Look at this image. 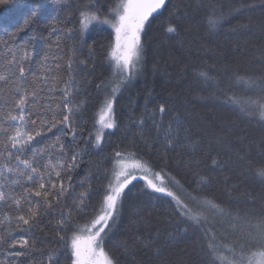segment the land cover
<instances>
[{
	"label": "trees",
	"instance_id": "1",
	"mask_svg": "<svg viewBox=\"0 0 264 264\" xmlns=\"http://www.w3.org/2000/svg\"><path fill=\"white\" fill-rule=\"evenodd\" d=\"M86 2L6 0L0 4V41L6 40L7 34L14 32L26 18L34 17V22L19 34L11 47L17 55L26 53L32 57V69L40 74L41 58L48 45L64 28L78 27V13ZM106 2L114 8L119 0ZM217 2L222 4L227 15L241 0ZM242 2L256 7L230 16L226 23L210 31L205 19L208 9L202 6L209 0H166L165 6L146 23L141 35L143 50L139 70L118 95V127L106 130L100 147L94 143L85 145L82 138L77 137L82 149L78 180L92 185L89 210L99 206L103 188L108 183L106 175L113 170L115 151L135 152V157L155 165L157 171L163 166L159 157L166 153L165 171L180 182L179 186L173 184L175 190L191 207L207 216L202 229L214 236L220 245L217 255L223 257V261L216 264H228L226 261L233 258L228 248L243 245L245 249L253 246L256 250L257 242L250 240L245 232L264 213V178L255 175L247 163L255 161L257 153L264 149V120L251 114L254 109L244 110L243 103L225 99V95L241 99L258 97L259 92L247 88L235 76L264 73L261 55L264 52V8L259 6L260 0ZM104 11L107 12V7ZM169 24L177 27V33L167 32ZM238 24L248 27L236 28ZM112 41L111 28L95 23L82 34L74 31L70 37L61 35L65 61L68 49L76 48L73 73L75 87L79 88L76 100L88 101L83 113L85 136L87 131H93V116L100 95L95 84L112 79L107 59ZM4 51V44L0 42V53ZM198 71L209 72L217 78L216 82H205ZM66 74V69L61 71V75ZM41 87V102H51L61 94L56 90L60 85L53 89L49 82ZM161 103L166 106L163 117L158 113L150 116ZM142 116L144 124L141 127L136 122ZM155 124L160 125L159 129ZM169 132L174 136L178 133L174 148L165 146ZM58 134L59 130L54 129L50 135ZM132 142H135L134 147ZM213 159L217 160L216 165L212 164ZM89 174L90 180L86 179ZM194 174L207 177V183L197 188L198 177ZM13 189L20 191L8 185L9 196ZM75 190L80 192L84 188L78 186ZM188 193L197 198H214L233 216L239 212L241 219L235 221L236 229L233 230L232 218L201 209ZM122 199L123 204L118 208L117 219L105 242L106 251L118 264H213L214 257L208 252L202 229L175 215L171 197L148 189L137 177L125 189ZM8 203H11L10 198ZM5 210L4 203L0 202V220ZM59 213L60 208L56 206L40 217V226L49 235L37 234L38 251L33 253L37 262L45 261L50 249L56 246L54 226L61 219ZM4 227L0 224V232ZM185 228L187 231H182ZM14 235L18 239L25 233ZM11 259L14 257L0 251V261L4 264ZM15 259L17 264H27L24 258ZM59 264H70L67 253L59 256Z\"/></svg>",
	"mask_w": 264,
	"mask_h": 264
},
{
	"label": "snow or ice",
	"instance_id": "2",
	"mask_svg": "<svg viewBox=\"0 0 264 264\" xmlns=\"http://www.w3.org/2000/svg\"><path fill=\"white\" fill-rule=\"evenodd\" d=\"M4 3L6 0H0V4ZM165 4L166 0H121L116 8H112L107 6L106 0H87L78 13V27L63 29L61 35L70 37L74 31L82 34L95 23L108 25L114 33L107 56L112 79L95 84L100 95L93 116V131H87L86 136V129L82 125L85 123L83 113L88 101L76 100L79 88L75 87L73 75L76 48L73 46L68 49L69 55L65 61L60 43L61 35H57L45 50L41 58V73L37 74L32 69V57L26 53L17 55L11 47L19 34L34 22V17L26 18L14 32L7 34L6 40L0 41L6 50L0 53V202L7 209L3 211V220H0V224L5 225L0 232V251L14 257L8 264H17L15 258H24L27 264H59V256L64 253H67L70 264H118L115 257L106 251L105 242L117 219L118 208L123 204L125 189L137 179L133 174L136 171L144 173L140 179L148 189L172 198L175 215L185 223L190 222L193 227L202 229L207 222L203 211L194 212L168 187L169 184L179 186L180 182L165 171L166 153L159 157L163 166L157 171L155 165L147 161L132 159L129 162L123 150L115 151L112 155L114 168L106 175L108 183L103 188L99 206H93L91 210L88 201L92 195V185L78 180V160L82 149L77 137H81L85 145L94 143L96 147H100L106 130L118 127V95L139 70L143 50L141 35L146 23ZM202 6L208 9L205 19L210 31L226 23L230 16L256 7L255 4L241 0L237 7L229 9L225 15L222 4L217 0H209V3ZM259 6L264 8V0H260ZM105 7L107 12L104 11ZM68 22L71 23L70 19ZM246 27L248 25H236V28ZM177 31L176 26L169 24L167 32ZM261 55L264 58V52ZM64 69L67 74L61 75ZM197 74L205 82L217 80L207 71H198ZM235 79L247 88L259 92V96L241 99L235 95H225V99L243 103L244 110L252 108L254 112L251 114L264 120V73L236 75ZM49 82L53 89L60 85L56 90L61 94L58 99L52 98L51 102H41V85ZM165 112L166 106L161 103L149 115L154 117L158 113L162 118ZM136 123L142 127L144 117ZM155 126L157 129L160 127L159 124ZM54 129L59 130L58 135H50ZM176 136L178 133L175 136L171 132L166 135V148H174ZM131 146L134 147L135 142ZM136 155L135 152H127V157L134 158ZM247 163L255 175L264 178V149L257 153L255 161L248 160ZM212 164L216 165L217 160L213 159ZM194 175L198 177L197 188L207 183V177ZM86 179L90 180L91 174ZM8 185H13L20 191L13 189L9 196L6 191ZM78 186L84 190L76 192ZM188 195L201 209L228 215L233 219V230L236 229L235 221L241 219L239 212L233 216L230 210H226L214 198H197L191 196V193ZM9 198L11 203H8ZM56 206L60 208L61 216L54 226L56 246L50 249L45 261L37 262L33 258V253L38 251L37 234L45 237L49 235L40 226V217L46 210ZM16 232L25 235L17 239L14 235ZM245 235L257 242L256 250L245 253L244 246L241 245V250L237 253L234 248H228L235 257L228 264H264V213L257 217L255 224L248 227ZM202 236L207 240L209 254L214 257L213 264L223 261V257L217 255L220 245L215 242L214 236L203 229ZM0 264L4 262L0 261Z\"/></svg>",
	"mask_w": 264,
	"mask_h": 264
},
{
	"label": "rangeland",
	"instance_id": "3",
	"mask_svg": "<svg viewBox=\"0 0 264 264\" xmlns=\"http://www.w3.org/2000/svg\"><path fill=\"white\" fill-rule=\"evenodd\" d=\"M121 3V0H119V2L117 3V5L114 7V8H116L119 4ZM109 18H111V17H109ZM108 26V25H107ZM109 27V26H108ZM87 31V30H86ZM113 40H114V33H113ZM125 158L126 159H128L129 160V162H131V160L132 159H138L137 157H134V158H132V157H127V153H125ZM138 160H140V159H138ZM113 168H114V165H113ZM118 170V169H117ZM136 177H142L143 175H144V173L143 172H140V171H136L135 173H133ZM168 187L170 188V190H172L173 192H175L178 196H179V193L175 190V188H174V186H173V184H169L168 185ZM181 198V197H180ZM182 199V198H181ZM185 203H187L184 199H182ZM188 204V203H187ZM189 205V204H188ZM189 207L194 211V212H196L197 210L195 209V208H193V207H191L190 205H189ZM249 248H250V250L251 251H255L254 249H252L253 248V246L252 247H250L249 246ZM234 249H235V251L237 252V253H239L240 252V250H241V246H235L234 247ZM250 250H248V249H245L244 248V252L245 253H248ZM235 259V257L233 256V258L231 259V260H227L226 262L228 263L229 261H232V260H234Z\"/></svg>",
	"mask_w": 264,
	"mask_h": 264
}]
</instances>
